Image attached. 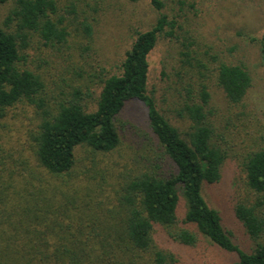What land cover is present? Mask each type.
<instances>
[{
	"label": "trees",
	"instance_id": "1",
	"mask_svg": "<svg viewBox=\"0 0 264 264\" xmlns=\"http://www.w3.org/2000/svg\"><path fill=\"white\" fill-rule=\"evenodd\" d=\"M125 2L145 20L129 25L119 62L110 63L95 44L98 0H0V130L10 111L30 108L22 137L39 169L24 182L29 195L9 209L0 200V264H179L159 236L188 247L202 237L235 255V264H264V115L250 99L261 88L264 38L257 71L246 48L231 43L257 39L239 26L220 48L204 42L195 0ZM33 36L42 64H67L52 103L42 74L27 66ZM133 102L146 119L132 134L122 116ZM127 139L125 163L102 160ZM7 157L13 154L0 157L2 166ZM229 160L243 176L246 197L234 217L250 250L202 195Z\"/></svg>",
	"mask_w": 264,
	"mask_h": 264
},
{
	"label": "rangeland",
	"instance_id": "2",
	"mask_svg": "<svg viewBox=\"0 0 264 264\" xmlns=\"http://www.w3.org/2000/svg\"><path fill=\"white\" fill-rule=\"evenodd\" d=\"M88 1V0H87ZM102 8L101 21L97 26L98 33L96 35L95 44L98 47V52L105 55L103 60L110 63L119 62L120 55L122 53V38H125L129 25L135 26L136 22L142 17H137L136 12L140 8L128 5L125 0H98ZM197 2L199 13V25L198 31L203 38V41L210 43L215 48H220L227 37L230 40L233 38L236 28H244L243 35L248 37H255L257 43L245 44L243 40L232 39V44L239 43L241 47L246 48L249 53L250 62L252 66L258 71V61L260 41L264 38V0H195ZM4 13V7L0 6V19ZM239 13V14H238ZM134 17L129 19V17ZM238 16V17H237ZM146 24V23H145ZM251 45V46H249ZM39 40L36 36L31 39L30 47L27 50L29 55L27 66L32 70L40 72L43 76L46 86V99L50 102L57 97V93L61 90V78L68 77L67 64L59 61L56 62L55 58H52L48 65L42 64L37 59V53ZM45 58H47L43 54ZM159 58V52H155L152 56L151 78L155 80L158 75L157 59ZM253 60V61H252ZM155 61V62H153ZM264 70L260 71L262 82L261 88H256L251 93V101L256 103L255 111L261 116L264 115ZM161 87L166 86L164 81L160 82ZM214 95V108L217 110L223 105L222 96L216 91ZM159 99L162 98V94H159ZM52 103V102H50ZM166 106V105H165ZM168 106V105H167ZM216 110V111H217ZM30 108L19 107L12 110L8 114V118L5 119V130H0V157L6 154H13L12 159L8 157L5 159V166L0 164V200L5 201L6 208H12L16 202L19 201L20 195H29L31 192L25 193V189L29 188L24 186L25 181H32V173L38 174L39 171L35 165L33 153L30 146L25 144L23 136V129L26 124V117L31 115ZM218 114V113H217ZM15 115V116H14ZM175 117V114H170ZM173 119V117H170ZM145 110L139 103L133 102L126 107L123 113L122 120L127 123L128 130L141 131L143 125L145 126ZM264 122V117L261 118ZM3 124V123H2ZM174 124V123H173ZM182 123H179L181 126ZM118 126H120L118 124ZM141 133V132H138ZM135 138L133 135H128V138ZM124 138V137H123ZM130 138V139H131ZM128 139L123 143L120 150L118 149L112 155L102 157L105 162H119L120 165L125 163L129 153ZM19 148H21L20 151ZM18 150L19 152H17ZM12 151V152H11ZM83 151V152H82ZM82 156L85 153L81 150ZM120 156V158H119ZM101 157V156H100ZM14 170L15 173L11 174V178L8 175L7 169ZM31 174V176H30ZM39 175V174H38ZM50 185L57 184L48 178H44ZM243 176L240 174L235 160L227 161L221 169L220 180L212 186H203L202 195L207 202L208 206L214 209L222 218L223 224L227 231H229L236 241L237 245L242 250H250L252 244L244 233L241 225L235 220L234 207L239 199L245 198V191L243 186ZM33 182V181H32ZM34 185H38L35 182ZM3 187V189H2ZM31 190V189H30ZM2 207L0 203V208ZM184 214V204L180 206L179 217ZM5 238L1 241L0 247L5 244ZM196 245L188 247L181 245L177 242H173L166 236H159L160 244L163 248L171 251L179 264H235L237 257L232 254L224 253L216 247L209 244L207 240L202 237H198Z\"/></svg>",
	"mask_w": 264,
	"mask_h": 264
}]
</instances>
